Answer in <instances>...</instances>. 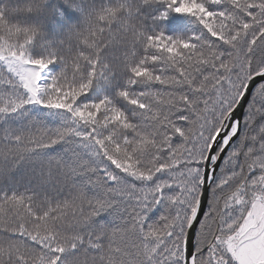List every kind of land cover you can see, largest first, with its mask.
Returning <instances> with one entry per match:
<instances>
[{
	"label": "snow or ice",
	"instance_id": "6c2138e0",
	"mask_svg": "<svg viewBox=\"0 0 264 264\" xmlns=\"http://www.w3.org/2000/svg\"><path fill=\"white\" fill-rule=\"evenodd\" d=\"M0 264H264V0H0Z\"/></svg>",
	"mask_w": 264,
	"mask_h": 264
}]
</instances>
